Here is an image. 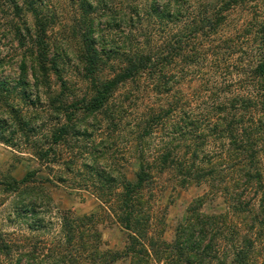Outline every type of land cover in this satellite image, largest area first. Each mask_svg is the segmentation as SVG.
I'll list each match as a JSON object with an SVG mask.
<instances>
[{
    "label": "trees",
    "instance_id": "1",
    "mask_svg": "<svg viewBox=\"0 0 264 264\" xmlns=\"http://www.w3.org/2000/svg\"><path fill=\"white\" fill-rule=\"evenodd\" d=\"M68 1L75 7L72 32L79 30L82 43L76 48L85 80L80 99L63 77L67 50L49 40L56 18L49 0H0V31L16 50L8 61L0 53V141L14 145L17 132H33L34 114H22V107H36L43 87L51 99L52 79L59 90L50 114L57 110L58 123L64 120L53 144L84 135L75 125L80 114L120 119L131 90L120 102L115 96L131 83L140 97L157 95L144 98L147 111L134 119L138 136L151 138L160 129L163 138L154 156L139 150L134 179L86 164L95 196L126 239L120 250L105 248L95 228L98 213L66 218L70 249L59 251L60 264H112L119 258L127 264H256L255 238L264 236V0H144V8L134 4L127 11L114 0ZM179 27L183 32L176 37ZM143 29L146 35L137 33ZM111 59H119L120 68L104 76ZM7 66L13 76L5 74ZM204 68L206 88L193 86ZM183 84L195 87L194 93ZM37 151L44 157L51 150ZM163 173L176 186L208 188L190 203L170 239L164 236L165 213L155 206ZM31 182L26 174L19 184ZM216 195L226 200L228 212L202 210Z\"/></svg>",
    "mask_w": 264,
    "mask_h": 264
},
{
    "label": "rangeland",
    "instance_id": "2",
    "mask_svg": "<svg viewBox=\"0 0 264 264\" xmlns=\"http://www.w3.org/2000/svg\"><path fill=\"white\" fill-rule=\"evenodd\" d=\"M114 2L116 6H120V9L126 11L134 4L140 8H144L145 4L144 0H114ZM47 4L52 6V10L55 8L56 12L54 26L48 32L49 40L52 46L56 44L67 50V55L62 60L65 71L63 77L80 99L81 91L85 89V80L79 73L80 64L76 60L78 58L76 48L82 46L81 38L77 37L79 30H74V34L72 32L75 7L73 9L71 7L73 3L68 0H49ZM3 22L2 18L0 24ZM170 26L174 25L170 24ZM146 30L137 33L146 35ZM158 30V33L163 35L167 31L166 28ZM181 32L183 28L179 27L176 37L181 35ZM139 40L140 37L135 41L139 42ZM15 52L14 45L0 31L1 56L8 61V56L14 57ZM105 63L107 65L101 72L104 76L112 73L110 68L113 70L120 68L121 65L119 59H111ZM13 71V68L7 66L5 74L13 76ZM206 72L209 73L208 68L200 69L201 76L197 78V83L193 81L192 85L206 88L208 77ZM30 80L32 82V79ZM185 85L183 84L181 89L190 94L194 93L195 87ZM127 86L125 89H119L115 96V102H120L125 92L131 90L129 99L125 102L128 109L120 119L111 120L102 115L97 118L93 116L82 118L80 114L75 125L82 126L84 135H67L65 137L67 140L59 145L53 144L52 134L64 120L58 123L57 110L53 111V117L50 114L52 96H55L59 90L55 81L52 79L51 82L50 90L53 92L50 94L51 99L48 98L47 89L43 87L39 90L41 99L36 107H22V114L29 116L34 114L31 117V120L32 118L36 120L33 132L28 136L17 132L13 139L14 145L0 141V264H54V262L60 264L59 251L68 252L70 249L67 245V232L63 226L64 220L91 213H98L95 228L100 232L104 247L113 250H120L123 247L127 233L109 213L103 210L95 196L96 188L92 186V175L86 164H96L99 169L109 167L121 176L134 179L139 150H144L145 147L144 153L152 156L156 154L153 149L163 138V133L159 129L152 135L153 137L141 138L138 136L141 133L134 129L133 123L143 111H147L149 105L145 107L147 100L144 101V98L153 101L157 95L154 92H147L144 97H140L135 91V83ZM31 91L34 94L32 98H35L37 90L33 88ZM77 106L79 109V103ZM79 118L85 119V123L78 121ZM37 150L51 151L41 157ZM26 174H29L32 182L27 185L19 184ZM170 178L168 173L160 175L157 191L154 193L156 209L160 210V213H165L166 239L172 237L175 225L186 217L190 203L208 189L204 184H193L182 188L176 186ZM26 188L32 191L26 192ZM30 198L34 201H29ZM208 198L202 207L203 211L208 213L227 211L228 206L223 197L216 195ZM255 239L253 258L256 264H264V236ZM112 264H127V262L119 258Z\"/></svg>",
    "mask_w": 264,
    "mask_h": 264
}]
</instances>
